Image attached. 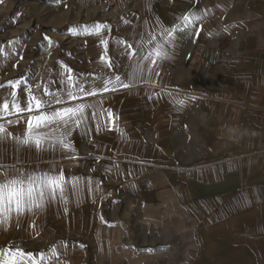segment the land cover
<instances>
[{"label":"crops","instance_id":"0c3cea01","mask_svg":"<svg viewBox=\"0 0 264 264\" xmlns=\"http://www.w3.org/2000/svg\"><path fill=\"white\" fill-rule=\"evenodd\" d=\"M175 3L168 28L207 14L155 65L142 59L152 46L129 56L122 44L108 68L85 30L70 28L0 56V84L24 77L38 96L48 81L64 88V66L89 82L141 69L127 89L68 101L96 106L73 131L75 159L0 144V165L80 178L65 199L0 225V248L44 252L42 264H264V0ZM108 109L123 135L104 126ZM7 127L18 135L25 124Z\"/></svg>","mask_w":264,"mask_h":264},{"label":"snow or ice","instance_id":"6c2138e0","mask_svg":"<svg viewBox=\"0 0 264 264\" xmlns=\"http://www.w3.org/2000/svg\"><path fill=\"white\" fill-rule=\"evenodd\" d=\"M206 14V11L184 13L179 18V23L174 24L171 28L161 29L160 41H157L154 34L150 35L147 43L152 45V48L142 59L153 65L159 60L167 59L166 46L172 44L178 34H186ZM200 27L202 28V25ZM107 28L108 25L106 24H96L94 29L87 34L99 37L102 31ZM197 34H199V29ZM100 43L105 49L100 60L107 61L106 67L112 68L113 62L107 55L108 41L101 38ZM118 43L124 45L126 55H136V52L130 51L133 47L131 44H126L123 41ZM140 70L139 65H137L135 71L125 74L124 77L121 75L97 76L95 81L89 82L86 77L84 79L78 78L70 67L64 66L66 75L59 81L60 84L64 85V88L52 91L48 86L52 81H48L43 94L39 96L35 93L33 86L26 83L24 77L14 82L10 80L6 85L0 84V89L7 87L11 90L7 97H0V120L5 121L0 122V144L11 140L21 149H34L37 153L59 149L68 158L75 159L76 157L71 155L76 152L71 140L73 131L84 125L88 118L86 110L94 109L96 106L85 103L69 105L68 101L127 89L131 84L124 83L123 80L135 79L136 72ZM39 87V84L35 85L36 89ZM21 92H23V99H21ZM57 105L59 107H54ZM105 112L104 126L109 131H117L123 135V130L119 128L117 123L119 117L108 109L99 112L102 119L105 118ZM23 114H27L26 118ZM12 115H15L16 119L8 118ZM92 115L96 117L97 113L94 111ZM22 121L25 127L18 135L7 127V125H19ZM101 127V123H97L96 131H100ZM79 179V177H72L71 180H68L64 171L58 168L37 172L17 168L15 165H0V225H8L13 218L19 222L20 217L26 213H33L34 210L42 209L46 203L57 197L65 199L69 187L72 190L78 187ZM51 251L54 255L57 254L55 248ZM47 258L44 252L32 253L21 248H0V264H42Z\"/></svg>","mask_w":264,"mask_h":264},{"label":"rangeland","instance_id":"374dc122","mask_svg":"<svg viewBox=\"0 0 264 264\" xmlns=\"http://www.w3.org/2000/svg\"><path fill=\"white\" fill-rule=\"evenodd\" d=\"M179 10L175 0H0V56L22 55L23 48L34 49L44 37L63 40L62 33L69 28L87 34L96 24L108 28L99 37L87 34L91 51L101 47L104 54L103 38L108 41V56L112 46L122 45L120 41L137 52L152 46L147 43L152 34L160 41L161 29L170 26Z\"/></svg>","mask_w":264,"mask_h":264}]
</instances>
